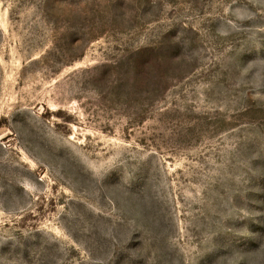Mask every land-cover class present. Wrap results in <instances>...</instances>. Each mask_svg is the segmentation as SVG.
Instances as JSON below:
<instances>
[{
	"label": "rangeland",
	"instance_id": "obj_1",
	"mask_svg": "<svg viewBox=\"0 0 264 264\" xmlns=\"http://www.w3.org/2000/svg\"><path fill=\"white\" fill-rule=\"evenodd\" d=\"M0 264H264V0H0Z\"/></svg>",
	"mask_w": 264,
	"mask_h": 264
}]
</instances>
